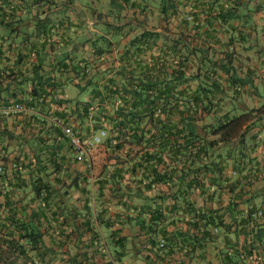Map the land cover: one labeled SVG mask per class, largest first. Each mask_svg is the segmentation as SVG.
Returning <instances> with one entry per match:
<instances>
[{
  "label": "trees",
  "instance_id": "obj_1",
  "mask_svg": "<svg viewBox=\"0 0 264 264\" xmlns=\"http://www.w3.org/2000/svg\"><path fill=\"white\" fill-rule=\"evenodd\" d=\"M41 2L0 0V28L12 24L5 19L14 18L19 6L26 9ZM46 3L51 5V0ZM235 7L218 9L221 27L229 26ZM171 17L176 18V14ZM160 18L166 20L167 15ZM166 39L158 32L137 34L124 47L122 63L113 77H102L103 81L98 78L100 73L91 74L86 62L70 69L76 87L81 94L87 93L89 100L74 102V110H55L53 116L63 127H72L71 120L77 122L79 128L73 129L80 136L105 132L100 143L88 151L90 170L95 166V153L105 155L94 179L97 191L88 189L87 174L73 176V186L69 188L62 184L60 179L66 171L63 165L70 156L76 158L75 152L68 148L60 127L38 119V115H49L47 87L56 88V81L42 77L31 80L35 87L28 107L34 113L29 119L40 130L28 140V151L11 160L2 139L12 140L14 135L0 130V264H126L136 257L144 264H161L165 256L185 248L192 258L196 250L209 242L215 244L217 235L224 232H237L245 238L241 246L226 244L225 248L255 253L262 239L252 228L263 212L249 209L242 214L241 192L233 195L222 213L196 209L189 199L198 191L199 196L211 202L217 190L224 188L234 193L239 189L238 184H229L224 175L223 162L228 156L217 151L234 139H239L240 146L243 144L244 135L250 131L249 125H244L253 111L232 116L230 110L224 109L229 87L214 81L217 71L211 57L213 49L191 48L181 35L157 48L158 41ZM228 40L233 42L231 37ZM153 50L147 62L139 58ZM124 60L131 62L132 69ZM217 66L231 75L230 62ZM66 70L64 66L59 72ZM66 103L61 98L54 101L58 105ZM7 118L1 117L0 122ZM242 151L239 157L244 155ZM157 188L166 190L153 197L148 195ZM71 189L79 192L81 205L71 200ZM104 190H108L107 199H103ZM174 215L193 217L185 222L190 228L187 232L169 231ZM225 216L230 217V224L225 222ZM231 223L236 226L233 230ZM125 227L142 231L144 241L123 235ZM233 253L222 251L220 263L238 264L244 259L236 251Z\"/></svg>",
  "mask_w": 264,
  "mask_h": 264
},
{
  "label": "crops",
  "instance_id": "obj_2",
  "mask_svg": "<svg viewBox=\"0 0 264 264\" xmlns=\"http://www.w3.org/2000/svg\"><path fill=\"white\" fill-rule=\"evenodd\" d=\"M41 1L43 2L26 9L19 6L17 16L5 19L12 24L0 28V103L19 101L28 107L32 88L35 87L31 80L38 77L53 78L56 88L47 87L49 115H53L55 110H74V102H86L89 95L80 93L70 69L78 68L86 62L91 66V74L100 73L99 80L103 81L102 77H113L122 63L120 56L124 47L144 31L166 35L167 41L159 40L157 48L169 45L173 37L181 35L191 48L213 49L211 57L216 63L214 70L217 71L214 81L229 87L226 90L229 92L228 104L224 109L230 110L232 116L244 111H253V114L244 125H249L250 131L244 135L242 147L239 139H234L228 147L217 151L228 156V160L223 162L224 175L229 184H238V191L230 193L223 188L215 193L213 188L216 195L211 202L194 191L189 199L196 209L204 211L209 208L222 213L233 195L241 192L242 214L245 215L249 209L263 212V216L255 221L256 226L252 228V232L258 230L262 240L256 244L255 253L248 255V249L225 248L226 244H244L243 235L224 232L217 235L215 244L209 242L202 250H196L192 258L185 248L165 256L161 264H221L222 251L231 254L236 251L244 258L238 264H264V145L257 146L254 142L255 135L264 129V0H51V5L45 4L47 0ZM233 6L234 18L229 20L228 27H221L217 18L218 9ZM174 13L176 18H170ZM163 15H167L166 20L160 18ZM230 37L233 42L228 40ZM223 51L228 55L222 54ZM154 53L155 50L139 58L142 61L147 59V62L149 55ZM223 62L231 63L230 74L233 76H227L217 66ZM123 63L132 69L131 62L124 60ZM64 66L67 70L61 74L59 70ZM233 79L236 82L233 83ZM57 98L67 103L54 104ZM29 115L30 113H24L0 122V130L11 131L14 135L12 140L6 137L2 139L11 160L17 156L21 158L28 151V140L38 135L40 128L36 122L30 121L32 119H29ZM70 124L72 128H79L74 120ZM67 144L71 149L68 141ZM241 149L244 155L239 157ZM95 155L92 158V161H96L92 170L89 168V152L81 160L70 156L63 165L66 171L60 179L62 184L69 188L73 186V176L87 174L88 180L90 179L88 189L97 191L94 179L101 171L105 155L103 152ZM23 175L27 180L28 176ZM71 190V200L75 205H81L83 199L79 192ZM165 190L157 188L148 195L153 197ZM104 194L103 199H107L108 190H104ZM205 202H208L207 206ZM192 218L174 215L170 218L174 225L169 226V231L187 232L190 228L185 222H190ZM224 220L227 224L231 222L228 216ZM235 227L231 223V229ZM121 232L123 235H133L140 241L145 239L144 233L137 228L125 227ZM210 234L214 239V231ZM126 264L144 263L136 257Z\"/></svg>",
  "mask_w": 264,
  "mask_h": 264
},
{
  "label": "built area",
  "instance_id": "obj_3",
  "mask_svg": "<svg viewBox=\"0 0 264 264\" xmlns=\"http://www.w3.org/2000/svg\"><path fill=\"white\" fill-rule=\"evenodd\" d=\"M24 113H34V111L27 107L25 104L21 102H8V103H0V118L1 117H17ZM38 119L40 121H46L53 126L60 127L62 130L65 139L68 140V143L71 149L75 152L76 158L81 160L86 157L89 149L98 143H100L101 139L105 136V132L102 130L98 132L96 135H88L84 137L82 134L76 132L72 127L62 126L61 121L58 117L53 115L42 116L38 115ZM254 142L257 146L264 145V129L259 131L254 138ZM1 172V169H0ZM260 216L261 214L258 213Z\"/></svg>",
  "mask_w": 264,
  "mask_h": 264
},
{
  "label": "rangeland",
  "instance_id": "obj_4",
  "mask_svg": "<svg viewBox=\"0 0 264 264\" xmlns=\"http://www.w3.org/2000/svg\"><path fill=\"white\" fill-rule=\"evenodd\" d=\"M92 35V34H91ZM93 37V36H92ZM237 113H239V112H237ZM237 113H235V114H237Z\"/></svg>",
  "mask_w": 264,
  "mask_h": 264
}]
</instances>
